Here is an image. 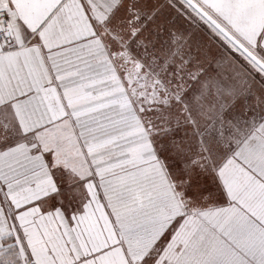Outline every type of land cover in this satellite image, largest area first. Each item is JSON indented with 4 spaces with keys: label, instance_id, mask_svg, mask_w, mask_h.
<instances>
[{
    "label": "snow or ice",
    "instance_id": "obj_1",
    "mask_svg": "<svg viewBox=\"0 0 264 264\" xmlns=\"http://www.w3.org/2000/svg\"><path fill=\"white\" fill-rule=\"evenodd\" d=\"M0 264H264V0H0Z\"/></svg>",
    "mask_w": 264,
    "mask_h": 264
}]
</instances>
